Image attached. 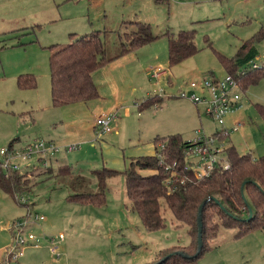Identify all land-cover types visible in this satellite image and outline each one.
Returning a JSON list of instances; mask_svg holds the SVG:
<instances>
[{
  "label": "rangeland",
  "instance_id": "374dc122",
  "mask_svg": "<svg viewBox=\"0 0 264 264\" xmlns=\"http://www.w3.org/2000/svg\"><path fill=\"white\" fill-rule=\"evenodd\" d=\"M136 22L148 25L157 39L94 73L102 99L54 108L49 77L52 46H67L72 35L106 31V57L113 58L119 52V35L133 31L131 24ZM181 31H194L199 52L170 67L167 39ZM254 39L258 55H264V0H0V149L11 143L23 148L37 140L59 148L75 146L72 152H59L52 166H70L91 179L90 189L95 191L92 170L123 171L135 159L133 152L150 147L157 137L182 135L188 142L196 139L197 130L207 136L221 130L201 106L178 94L209 73L221 80L226 73L216 55L231 59ZM157 69L165 74L154 80L151 75ZM21 75H31L36 89H18ZM147 96L163 102L139 112L134 103ZM242 101V109L232 115L239 127L228 142L240 156L263 157L264 122L255 106L264 107V77L243 92ZM109 113L117 119L112 132L103 134L96 120ZM196 159L188 156L186 164ZM41 167L34 175L45 168ZM42 178L30 180L37 183ZM63 183L59 179L40 183L18 196V203L0 190L3 259L12 242L10 226L23 220L27 210L45 218L25 230L42 242L38 248L26 247L11 264H153L159 252L190 244L187 227L174 220L163 202L159 210L164 228L149 232L134 226L123 213L128 200L120 175L107 180L103 206L69 202L76 192ZM114 207L121 212L115 213ZM235 234L220 228L196 264H264V233L241 238ZM59 235L64 236L62 241ZM51 238L57 244L56 255L49 250Z\"/></svg>",
  "mask_w": 264,
  "mask_h": 264
},
{
  "label": "trees",
  "instance_id": "16d2710c",
  "mask_svg": "<svg viewBox=\"0 0 264 264\" xmlns=\"http://www.w3.org/2000/svg\"><path fill=\"white\" fill-rule=\"evenodd\" d=\"M131 26L133 31L119 35V52L113 58L106 57L103 43L106 31H94L80 37L72 35L74 39L67 46L63 48L52 46V53L49 56V77L51 103L54 108L88 103L101 98L93 81L94 73L113 60L147 46L157 39L150 32L148 25L136 22ZM255 44V39L248 40L231 59L216 55L226 74L241 79L243 92L264 77V68L251 70L249 67L258 56ZM167 51L170 67L197 55L199 49L195 45L194 31H181L176 37L169 36ZM241 72L245 74L241 75ZM209 76L215 78L213 73H209ZM16 85L21 91L36 89V81L31 75L19 76ZM162 102V98L155 96L135 106L141 112L160 107ZM255 108L264 122V107L257 105ZM108 115H113L115 120L117 119L116 114ZM228 138L225 142L223 160L229 168L224 169L223 163H220L203 178H197L192 170L185 168V156L194 146L184 142L180 135H170L154 139L155 155L135 158L123 171L109 168L92 170L90 176L96 181L95 191L90 189L92 180L89 178L87 180L70 166L59 164L53 167L56 156L49 157L47 166L35 175V170L42 168L41 162L23 167L21 172L10 171L7 177L0 165V190L18 203V196L30 193L38 184L59 179L76 192L69 196V202L102 206L105 204L108 191L107 180L120 175L124 180L127 210L137 216L147 231L164 228L159 210L160 202L165 203L176 222L187 227L190 244L159 252L153 264H158L163 258L166 259L159 264H196L207 252L212 241L217 238L220 228L235 230L236 238L257 232L264 233V156L259 158L249 154L240 156L230 145ZM158 143L164 144L162 151H159ZM6 148L16 147L11 143ZM156 153L161 154V158H158ZM167 167L169 170L165 172ZM142 171H151L154 174L144 176L141 175ZM34 177L44 179L35 183L30 180ZM202 203H204L201 216L202 249L196 255L197 215ZM249 210L252 216L247 220Z\"/></svg>",
  "mask_w": 264,
  "mask_h": 264
},
{
  "label": "built area",
  "instance_id": "2783aa9c",
  "mask_svg": "<svg viewBox=\"0 0 264 264\" xmlns=\"http://www.w3.org/2000/svg\"><path fill=\"white\" fill-rule=\"evenodd\" d=\"M251 70L264 68V55L250 63ZM164 72L160 69L153 70L151 78L158 80L164 76ZM245 72H241L244 75ZM243 91L241 89V79L234 78L228 74L219 80L206 77L200 81H192L185 90H180L179 98H184L193 103L195 106H201L206 117L215 122L222 129L213 135H206L202 130H197L196 139L188 141L194 147L185 156V168L192 170L197 178L208 176L220 163L223 168L228 169L229 165L224 162L223 151L225 148L226 138L230 133L235 132L239 124L235 122L231 126L226 125V118L238 112L243 107L242 101ZM115 120L113 115H101L96 120V126L100 128L103 134L112 131L111 123ZM77 147L59 148L54 143H46L40 140L34 141L23 147L1 148L0 149V165L7 177L10 171H22L23 167H29L33 162L40 163L41 166H47L49 157L56 156L59 152H72ZM159 151L164 149V144L158 145ZM194 155L197 159L191 164H186L188 156ZM158 158L161 154L156 153ZM22 169V170H21ZM169 167L165 168L168 172ZM44 217L39 214H33L27 210V215L23 220H16L10 226L12 232V242L5 253L4 261L1 264H11L22 257L26 247L38 248L42 241L32 233H25L28 226L44 221ZM44 237H42L43 240ZM63 235L58 236V240L62 241ZM50 253L57 254V244L55 239L51 238L48 242Z\"/></svg>",
  "mask_w": 264,
  "mask_h": 264
},
{
  "label": "crops",
  "instance_id": "0c3cea01",
  "mask_svg": "<svg viewBox=\"0 0 264 264\" xmlns=\"http://www.w3.org/2000/svg\"><path fill=\"white\" fill-rule=\"evenodd\" d=\"M98 88V87H97ZM115 89V88H114ZM116 90V89H115ZM99 91V90H98ZM112 91H113V86H112ZM147 94V93H146ZM151 96H147V98H144L143 100H142V102L144 101V100H146V99H148V98H150ZM100 99H102V98H100ZM119 99V98H118ZM136 103V102H135ZM135 103H134V105H135ZM141 103V102H140ZM139 103V104H140ZM78 104V103H77ZM136 104H138V103H136ZM75 105V104H74ZM232 115L233 114H231V115H229L227 118H226V125H227V127L228 126H231L232 124H234L235 122H237L236 120L237 119H232ZM231 124V125H230ZM181 134H183V133H181ZM182 136V135H181ZM13 146L14 147H16V148H18V145H14L13 144ZM155 154V145L153 144V145H151L150 147H145V148H141V149H138V150H136L135 152H133V155L132 156H134V158H138V157H142V156H153ZM54 161H56V160H54ZM54 164V163H53ZM61 165H62V163H60ZM57 167V166H56ZM113 170H115V169H113ZM119 171V170H118ZM151 174H154V172H151V171H142L141 172V175H144V176H147V175H151ZM103 206V205H102ZM113 210L115 211V213H120L121 212V208L120 207H114L113 208ZM123 213L125 214V216H126V218L127 219H129V220H131V223L134 225V226H141L142 227V229L145 231V228L142 226V224L140 223V221L138 220V218H137V216L135 215V214H132V213H130L128 210H127V205H126V203L124 202V204H123ZM133 220V221H132ZM44 221H45V219H44ZM43 221V222H44ZM38 224V223H37ZM32 225H35V224H32ZM31 225V226H32ZM39 225V224H38ZM42 248V247H41ZM41 248H39V249H41ZM3 253H4V251H3ZM3 253H1L0 254V264L3 262Z\"/></svg>",
  "mask_w": 264,
  "mask_h": 264
},
{
  "label": "water",
  "instance_id": "95a60500",
  "mask_svg": "<svg viewBox=\"0 0 264 264\" xmlns=\"http://www.w3.org/2000/svg\"><path fill=\"white\" fill-rule=\"evenodd\" d=\"M215 202L220 205V203L215 200ZM203 207H204V203H202L199 208H198V215H197V227H198V231H197V252H196V255L201 251L202 249V210H203ZM252 216V212L251 210H249V215H248V218L247 220H249ZM166 258H163L159 263H161L162 261H164ZM158 263V264H159Z\"/></svg>",
  "mask_w": 264,
  "mask_h": 264
}]
</instances>
